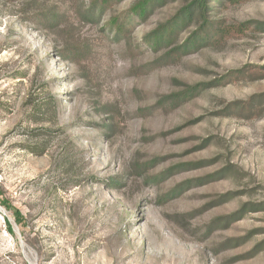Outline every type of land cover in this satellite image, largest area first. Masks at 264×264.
<instances>
[{"label": "rangeland", "instance_id": "rangeland-1", "mask_svg": "<svg viewBox=\"0 0 264 264\" xmlns=\"http://www.w3.org/2000/svg\"><path fill=\"white\" fill-rule=\"evenodd\" d=\"M92 1L0 0V264H264V0Z\"/></svg>", "mask_w": 264, "mask_h": 264}, {"label": "trees", "instance_id": "trees-1", "mask_svg": "<svg viewBox=\"0 0 264 264\" xmlns=\"http://www.w3.org/2000/svg\"><path fill=\"white\" fill-rule=\"evenodd\" d=\"M101 4H104L103 7H105V4H109L112 2V0H100ZM213 1V0H211ZM233 2H240L243 0H229ZM152 0H140L139 3L133 8L131 14L132 16H138V17H146L149 14L150 7H151ZM93 6H95L96 2L92 1ZM100 2H97V4ZM224 2L218 1V5H209L207 0H193L192 3L189 4V6L185 7L181 12H178L174 17L168 20L166 24H164L161 28L157 29L156 31H153L151 34H149L145 39L146 42L149 45L154 46V48H157L161 42L163 41V37L166 36L167 38H170L172 41L178 34L182 26L188 25L195 17H198L201 23L198 27V30L194 31L192 35L185 40V42L178 47V50H183L184 53H190L202 46H205V44H208L211 42V38L208 36V31H212V29H215L216 32L221 36L223 34H228L229 32L233 31L231 26H227L222 22L221 19H213L212 13L210 12L211 9L214 11H218L217 7L223 6ZM211 6V7H210ZM132 17L130 13L127 15H123L122 17L115 18L112 23L114 24V27H116L117 31L119 33H125L128 34L130 31V26L132 23ZM53 16L44 15L37 18V22L39 24L42 23V25L46 28L49 27V25L53 22ZM247 23H241L234 27L235 31H243L245 28H247ZM259 29L264 28V23H261ZM206 36H205V35ZM176 51V50H174ZM236 73V72H235ZM223 80H219L218 84L210 83V84H196L193 86H190L189 89L185 90L182 94V98H189L191 96H195L197 92H200V90H203L209 86H217L222 84ZM240 104L238 103H232L229 105L228 108L235 109L239 107ZM256 106V102L248 103L246 105H242L241 109L248 108V111L250 112L252 108ZM244 209L240 210L239 212H242Z\"/></svg>", "mask_w": 264, "mask_h": 264}]
</instances>
